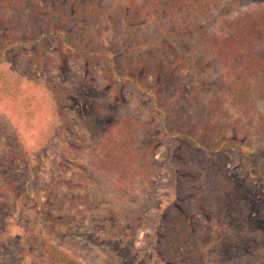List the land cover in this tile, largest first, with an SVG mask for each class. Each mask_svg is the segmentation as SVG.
Segmentation results:
<instances>
[{"label": "rangeland", "instance_id": "rangeland-1", "mask_svg": "<svg viewBox=\"0 0 264 264\" xmlns=\"http://www.w3.org/2000/svg\"><path fill=\"white\" fill-rule=\"evenodd\" d=\"M22 1L26 2L23 14L7 8L8 0L0 1V18L5 17L13 29L27 35H44V20L35 13L34 6L42 0ZM91 1L80 0L76 5L84 8ZM97 1L98 13L82 17L84 26L76 42L81 43L96 34L104 46L112 48L115 43L121 48L123 42H116L115 17L126 0ZM247 8L250 7L234 15L238 16ZM216 15H210L203 22L214 21L216 29H211L210 36L225 27L227 30L223 17ZM6 29L0 28V54L8 35ZM172 30L168 27L161 31L156 27L150 31L143 27L138 37L140 41L146 35L160 39L162 34ZM169 33L166 34L170 47L164 43L159 50L153 47L147 50L154 63H177L175 72H171L169 87L162 92L168 117L164 126L153 123L151 101L145 91L131 82L116 84L110 81L104 61L61 59L58 43L52 41H36L29 48L12 52L11 63L18 72L29 74L50 88L66 90L61 102L72 129L70 126L67 130L56 128L61 135L54 136L55 148L39 157V169L32 174L28 159L14 166L5 165L3 159L19 149L16 143L19 134H23L27 145L33 146L38 132L27 134L17 129L0 109V264H49L41 245V234L82 264H158L157 248L151 246L155 234L151 221L171 194L174 176L168 166L174 144L159 139L164 128L167 131L194 130L198 141L203 144L209 141L207 148L220 132L242 128L248 130L249 141L264 145V124L259 118L260 111L264 112V100L256 103L252 113L237 105L235 100L236 92L253 85L258 88L253 92L255 99L262 96L261 84L249 80L245 70L247 64H242L250 60H228V56L222 57L211 45H204L197 35L181 37ZM185 37H188L186 41ZM254 50L260 52L261 47L258 45ZM123 57L124 73L129 67L132 71V63L135 73L145 74L151 70L146 82L149 87L155 86L154 67L144 61L142 52L129 50ZM49 59L52 65L47 64ZM127 74L125 79L135 76L131 72ZM51 116L41 117L40 127L45 126L50 131ZM113 132V142H119L121 152L128 153V160L129 152L138 154L146 160V167L122 176L107 162L98 159L108 151L105 146L113 138ZM123 140L127 145H121ZM186 157L188 164L202 173L200 158L188 154ZM220 160V170L230 188L228 214L236 212L238 221L254 235L243 243L228 240L227 253L222 254L223 244L217 242V228L212 226L218 221L213 219L208 221V240L200 242L194 250L201 256V264H264V188L247 177L237 151H227ZM145 169L152 172L142 178L140 173ZM123 177L126 181L121 180ZM191 188L204 191L206 187L201 179ZM235 190L242 193L239 203L232 199ZM64 197L76 200L77 211L71 212L65 207ZM207 207L204 203L203 208ZM173 224L178 225V222ZM184 247H172L171 251Z\"/></svg>", "mask_w": 264, "mask_h": 264}, {"label": "trees", "instance_id": "trees-1", "mask_svg": "<svg viewBox=\"0 0 264 264\" xmlns=\"http://www.w3.org/2000/svg\"><path fill=\"white\" fill-rule=\"evenodd\" d=\"M78 1L80 0H42V3L34 4L35 13L44 20L46 26L44 35L37 33L27 35L22 30L13 29L10 21L5 17L0 18V28H7L8 34L4 38L3 52L0 54V109L17 129L24 130L27 134L38 132L33 146L27 145L23 134H19L16 138L19 149L7 154L3 159L5 165L14 166L18 161L28 159L30 171L35 174L40 166L39 157L46 150L56 146L54 136L61 135L60 132H56V128L64 127L67 130L70 126L69 129H72L61 102L66 90L50 88L46 83L36 81L29 74L18 72L11 63L13 51L29 48L36 41L57 42L61 59L85 58L106 62V75L110 81L116 84L131 82L145 91L151 101V117L154 124L164 126L168 120L167 102L162 92L169 87L171 72L175 70L177 63L173 65H166L164 62L154 63L147 50L150 49L149 47L159 50L164 43L169 44L170 47L171 43L166 34L169 32L170 35L181 37L197 35L204 45H211V48L214 51L218 50L222 57L228 56V60L237 58L243 62L249 59L248 63L246 61L242 64H247L245 70L250 76L249 80L256 81L257 85L261 84L259 90L263 93L261 97L255 99L253 92L258 88L253 85L254 87L242 90L238 94L236 92V103L252 113L256 103L264 100V0H126L115 17L116 42H123L121 48L115 43L112 48L104 46L96 34H91L81 43L76 42V37L84 26L82 17L94 16L98 13L99 5L97 0H92L86 7L80 8L76 5ZM25 5L26 2L22 0L7 2V8L11 7L19 14L24 13ZM246 7L250 8L243 10L238 16L234 15ZM212 14L223 17L227 30L225 27L217 34L212 32L210 36L209 32L216 29L214 21L206 24L203 22ZM143 27L150 31L156 27H160L161 31L168 27L173 30L162 34L160 39L146 35L143 41H140L138 36ZM134 32L137 33L133 34ZM187 38L185 37L184 41ZM258 45L261 50L255 53L254 47ZM129 50L134 53L142 52L144 61L150 67H154V87H149L146 82L148 77L146 75H151V70L145 74L135 73L133 63L132 71L129 67L127 73L131 72V75L135 76L130 79L124 78L127 73L123 72L125 70L121 67V61L124 60L123 54ZM47 64H51L50 59ZM214 108H216L215 102ZM50 116L52 120L48 124L51 129L47 131L45 126L40 127L39 123L41 117L46 119ZM259 118L264 124V112L260 111ZM226 131L220 132L209 148H207L209 141L206 144L198 141L196 139L198 134L194 130L167 131L164 128L160 134L159 139L173 142L175 150L168 160L169 169L174 173L171 179V194L151 221L155 233L151 246L157 248L155 257L158 264H201V256L194 247L208 240V221L213 219L218 221V224L212 223V226L217 228V242L223 244L220 248L222 254H225V248H228L230 240L243 243L254 235L245 228V223L244 227L238 221L236 212L231 211L230 215L228 214L230 188L226 176L220 170L219 159L227 151H237L242 157L241 162L247 177L258 181L264 188V145H255L249 141L247 129ZM112 137L110 143L105 146V149H108L105 156L98 159L103 163L107 162L115 171L122 173V176L146 167V160L138 154L132 155L129 152L128 160V153L123 154L124 150L121 152L122 146L118 144L119 142H113L114 132ZM125 144L127 145L123 140L121 145ZM151 147L153 149L154 144ZM187 154L200 158L202 173L188 164ZM217 156L219 159L216 158ZM150 172L152 170L148 172L146 169L142 170L140 176L143 178ZM201 179H203V187H206L204 191L201 188H191ZM121 180L126 181L124 177ZM238 191L235 190L232 199L239 203L242 201V193ZM75 202V199L71 201L69 197H64L65 207L71 212L77 211ZM204 203L208 206L205 209ZM235 221L239 223H234ZM173 222H178V225H174ZM40 237L49 264H82L80 260L48 241L43 234ZM179 245L185 247L171 251L172 247ZM226 257L224 259H227Z\"/></svg>", "mask_w": 264, "mask_h": 264}]
</instances>
